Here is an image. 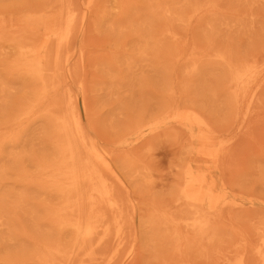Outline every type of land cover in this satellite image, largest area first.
I'll use <instances>...</instances> for the list:
<instances>
[{
	"label": "rangeland",
	"instance_id": "obj_1",
	"mask_svg": "<svg viewBox=\"0 0 264 264\" xmlns=\"http://www.w3.org/2000/svg\"><path fill=\"white\" fill-rule=\"evenodd\" d=\"M22 1H25V3H27L26 1L30 2L31 0H0V11H1L0 12V29H1L0 33L3 34V35L0 34V36H1L0 37V42H1L0 43V46H1L0 47V56L5 55L4 56L5 59H3V56H1L0 63H1L2 59L7 63L8 58H10V60L8 59L9 62H11V60H12V63H10V64L16 63V62H13L15 60L16 53L14 55L11 53L12 52L11 46L8 44L22 43L24 38H22V36H20V34H23V35L27 34V32L29 31L28 27H30L29 25H31V26L34 25L33 24L34 19H32L30 17H33L32 15L38 16L39 13H43V10L46 9L45 8L46 6H43L44 8L36 7L38 9V10H36V8H34L33 4H34V1L36 4H37V2H36V0H34V1L32 0L31 1V2H33L32 5L27 3L29 5V7L31 6L29 8L30 9V15H29V13H28L29 10L24 11L28 8V6L27 5L25 6V4ZM42 1L39 0V2H42ZM45 1H49V0H45ZM45 1H43V2L47 4V2H45ZM128 1H130V0H128ZM136 1L133 0V2H135L134 4L137 5L136 7H138L141 3H139L140 0L137 1L138 3ZM214 1L216 4L214 6V11H215L214 18L216 19V21L214 18L211 20H208L209 18H207V19H196V17L194 15H189L188 17L191 18L192 20L189 21V19H188L187 21H183V24H180L179 22L174 21L173 26L175 29H178V31H177L178 33H177L176 39L168 37L164 41V43H166L167 51L169 50L167 52L168 57H169V60H168L169 62H166L169 64H167L168 67H166L164 73H163V71L154 69L152 67V65L150 64L149 57L146 54V51L143 50V40L137 36L135 29H132V28H134V25L136 24V22L132 21V23L130 25L128 22H126V21L122 22L120 19H118V17H119V14H117L118 8L116 7V2L114 0H110L107 3V4H109V10L112 13V17L109 18V16H105L104 20H106V18H109L108 19L109 21L107 20L106 22L101 23L100 25L98 24L96 27L94 11L88 12L86 14V19L82 23V26L80 23V25H79L80 27H77L78 28L77 33L81 29L80 30L81 35H80V37H78V39H76L75 42H73L74 43L73 48L71 47V50L68 48L70 51H68V49H66L65 54H64V52L61 53L62 55H64L63 57H61V58H63L62 59L63 61H61V62H64L65 64L67 63L70 65V63L72 64L74 60L76 61L75 63H77L79 60V59H75V57L78 58L77 55L80 58L79 64H82V67H81V70L78 72L81 73V78L78 77V76H80V74H78L77 78H78V80H79V78L80 79L84 78V80H83L84 82L83 81H81V82H83L84 85L86 86L85 87L86 88V100H87L88 108L91 111V113L94 112V115H95L96 110H97V112L99 110L98 115L100 117L98 116V118H100V119L97 118V114L95 115V118H94V115L91 116V119L92 120L94 119L93 124H95L94 125L95 130H93L94 135H95L94 138L100 141V145L111 147V146H113L112 144H110L109 142H105L104 140L102 141L101 138L99 139L98 137L100 136V137H102V139L103 138L105 139V138H107L106 135L109 136L110 133H111V135L113 134L114 137H116L115 135H117V134L118 135L123 134V140L126 142V143H124L125 146L129 147V151H131V156L136 158V161L134 163V165L136 164V169H134L133 171L132 170L128 171V174L124 178H121V184L124 187V189L127 190V192L124 195H120L121 197L119 195H117V196H118V199L121 200L120 201L121 204L124 203V205H125V203H126L125 208L123 207L124 209H126L125 210L126 212L123 209L122 214H123V217H125L124 219L126 220V224L128 225V229H127L128 230L127 233L129 234L128 239H132L134 236H136L137 245L142 248V249L140 248V250L144 251V249H145V252L147 253V257L149 256L150 253L154 252V249L151 247L150 243L146 244V240H144L145 241V243H144V241L142 239H143V237H145V235H144V232H142L141 230L142 229L147 230L148 226L152 225V223H150V221L148 220L149 216H151L152 214L153 215L158 214V215L168 216L171 212L176 211V213L178 215L176 213H175V215L182 216L185 218V221L183 223L189 224L191 222V219H190L191 213H190V211H188V209H190L188 203H186V201H184V199L182 198V202H183L182 205L177 206V204H178L177 200H176L177 195H174L175 193L173 194V192H175V188L177 185V178L178 179L180 178V172L182 170L183 165H185L187 159L189 160L188 163L191 164L193 167H195L199 171L204 172L206 174H211L213 176V178L215 179L214 190L216 192H219L221 194L220 195L221 197L218 200V204L213 211H210L209 204L208 205L206 204L207 205L206 206L207 212L205 213V216H206V218L210 219L209 226L212 229V231L213 232L216 231V232H214V236H213L214 238H212V241H210V244L208 245V250H207V248H205L204 252L202 254H198L197 252H195L196 255L190 251V252L183 254L181 259L177 254L174 255V252H173V254H171V251H165L164 253L161 251H155L154 255L152 254L151 256H149L148 262L146 264H157V263L159 264V262H160V264H176V263L177 264H187L186 261H189V260L194 264H197V263L200 264L201 262H203V264H204V263H206V261L210 262V264H228V263L229 264H237L241 259H243L245 264H247V263L248 264H251V263H253V264H264V107L262 106L264 103V93H257V94H260V95L263 94V95H262V97L259 95H256V98L254 100V101H256V103L253 101L256 104V105L254 104L255 108H257L256 106L258 104V109L260 110V112H259L260 114L257 112L259 110L251 108L249 114L243 118L242 117L243 116V110H244L243 106L245 105V102H246V101H243V99H244L243 98V99H241V102H242L241 107L242 108L239 109V114L237 115V117L234 120L231 118L232 116L230 117V119L232 121H234V123L232 124L233 126H230L231 128H229V129L227 128L226 132L221 131V128H222L221 125L222 124L223 125L225 124L226 127L227 126L229 127V125L231 124V122H230V124L227 125V121L229 120V117H227V116L231 115V114L228 115V111H230L229 110V103H228V102H230L229 101L230 100L229 93L236 89V84H233L228 80L227 74H230V73H228L226 71L227 72V74H226L224 72V70L221 69L220 66L217 64V61L221 60L226 55H227V57L229 56L230 58L233 57V60L235 59L237 62V60L239 58V57L237 58V56H239V53H240V55H243V53L245 55L246 54L245 52H247V50H250V49L253 50L257 45L259 46L258 43H261V41L263 40L262 46L260 45L261 47H257L258 50L256 48L254 49L257 52L256 51L250 52V54H249L250 56L246 54L247 58H248V56L250 58H248V59L244 58V61H243V57H241L242 59L239 58L238 63H240V62L247 63V61H248L247 65H253V64L260 65V66L262 65V67H261L262 70H260V72L256 75V78L251 81V84L252 85H258L257 87L256 86L254 87V91L264 92L263 91L264 87L262 85V84H264V74H263V72H264V57L262 58V56H264V49H263L264 48L263 47V45H264V0H225V1L214 0ZM219 1L222 2V4H221L222 8L220 7ZM18 2H20V5H21V3H23V6H25L26 9H24L25 7L23 8V6H20ZM43 2H42V4H43ZM17 3L23 9H21L17 5ZM12 4L13 5L16 4V5L12 7ZM40 4H39V6H40ZM178 5H181V3L177 4V6ZM231 8H233V11L231 10ZM13 9H16V10L18 9V10H17V12L15 10V13H13L14 12ZM32 9H34L36 12H33ZM6 11L7 12L10 11V13H4ZM11 11H12V13H11ZM18 11H19V13H18ZM21 11H24V12H21ZM39 11H42V12H39ZM137 12L141 13V11H137ZM175 13H177L176 14L177 16L184 17V13L182 12V10H175ZM185 15H188V14L185 13ZM211 18H212V16H211ZM1 19H3V20L1 21ZM117 19H118V21H117ZM12 22L14 23L13 26H11ZM9 23H10L11 27H9ZM16 23H17V25L15 26ZM193 25H194L195 29H194V27H192ZM8 27H9V29H8L9 31L6 30ZM84 27H85V29H84ZM11 28H13L12 31L10 30ZM20 28H22V30H20ZM25 28H26V30H23ZM209 28H213L217 32L215 34L213 33V35H212L213 37L212 36H203L202 34L204 33V31L206 29H209ZM2 29L4 30L3 33H2V31H3ZM193 29L196 31L198 30V32H196V36L201 37V39H197V41L203 40V42H206L208 44L207 45L206 43L202 42L204 45L205 44L207 45V46L202 45L203 49L199 48L201 46V45L199 46L200 41L198 42L199 43L197 45L198 47L196 46V44H195L196 41L194 42V40H196L195 38H197V37L194 36L195 37L194 38L192 36V34H190V33H192L191 31ZM15 30H17V31L19 30V31L17 32ZM6 31L12 32L11 35H10V33L5 34ZM13 31H15L14 35H19V36H15L17 40H15V38H12V37H14ZM179 31L181 34L179 33ZM220 32L222 34H220ZM17 33H19V34H17ZM4 34L6 35L7 39L10 38V41L9 40H7L8 42L6 41V37ZM82 34H84V37L82 36ZM216 34H219V35H217V37H216ZM252 34H253V36H252ZM7 35H10V37ZM186 35H187V37H186ZM126 36H128V37H126ZM133 36H134V38H133ZM184 36H185V38H184ZM219 36H221V37H219ZM4 37H5L4 40L6 41L7 44L6 45L4 44V47H3L4 51H3L2 44L4 42V40H3ZM82 37L84 39V42H82L83 41ZM191 37H193V40ZM239 37L244 38V39H242V44L240 42L241 40H239ZM127 38L129 40H127ZM217 38H221L220 40L224 44L221 43L220 41L219 42L223 45V48H224V46H227V45H229V43L233 42V44H230V45H233L234 47L240 46L239 51H238V48H233V46H227V47H225V49L222 50L221 49L222 47L219 48V46H221V45H219V42L217 45H216L217 41H216V43L213 42V40H215ZM228 38H230L231 40L229 39V41H228ZM255 38H256V40H255ZM11 39H12V41H11ZM122 39H123V41L126 39V41H124V42H126V45H125V43L124 44L122 43L123 41H120ZM252 39L255 41H252ZM188 40L190 43L188 42ZM257 40H259L258 43L256 42ZM24 42L26 43L27 40L24 39ZM187 44H188V49L186 48ZM209 44H210V46H209ZM253 44H256V45L254 46ZM116 45H117V47H116ZM120 45L123 48L122 47L119 48ZM213 45H215V47L218 46V48L221 50H218V48H216L217 51L214 50L215 48L213 47ZM209 47H211V49L214 51L209 52L208 51L210 49ZM231 47L233 49H231ZM206 48H209V49L207 50ZM260 48L263 50H261ZM81 49H82V51H83V49L86 50V53L85 54L83 53L85 55L84 60H83L84 55L82 54ZM226 49H228L229 52H228V50L226 51ZM206 50L210 54L207 53ZM232 50L234 51V53L233 52L230 53V51H232ZM113 51L116 53V55ZM117 51H118V53H117ZM185 51L188 53H185ZM235 51L237 54L235 53ZM4 52H5V54H4ZM8 52H10L9 53L10 57L7 56ZM77 52L79 54H77ZM192 52H194V53H192ZM220 52H222V53H220ZM225 52H227V53H225ZM260 52L263 54L262 55L259 54ZM1 53H3V54H1ZM6 53H7V55H6ZM251 53L254 55H255V53H257L258 54V55L256 54L257 57L261 56V59H260L261 62L258 61L259 59L257 57H254V55H252ZM113 56H115V57H113ZM170 56H172V58ZM234 56H236V57H234ZM244 57H246V56H244ZM207 58H208V60H205ZM249 59H250V61H249ZM3 60H2V63L4 62ZM203 60H204L205 64L203 63ZM207 61H208V63H207ZM2 63L0 65H2ZM6 63H4L5 66L9 65ZM113 63L116 64V66ZM197 63L200 64L198 67L196 66V65H198ZM2 66H4V65H2ZM178 66H180V68H178ZM193 67H195V68L197 67V71L193 70ZM0 68H1L0 69V102H1V104H0V116L2 117V118L0 117V119L2 121V119H5V117L7 118V116H5V114L9 115L10 111L14 109V113L16 115L15 114L12 115L13 113L11 112L10 115L13 116V119L10 118L12 116H9L10 122L6 121L8 123L7 124L8 128L7 127L6 128L8 130H11V131L14 128L15 130L13 129L14 130L13 132H18L21 130L20 133L18 132L19 134L11 133V136L13 138L11 139V136H10V138L7 139L9 137L10 133L8 132V130H6L9 134L5 131L6 135L4 136L5 133L3 134V130H2L3 128H5L3 126L6 124V122H2L4 124H2L0 122L2 124V126H0V128H1L0 130H2V131H0V132L3 135L2 136L0 134V139H5L3 144L7 141V145L4 144L2 146L3 147L2 157L0 156V166L3 167V169H4V171L2 169H0V172L3 171L2 174L4 173V175L0 174V176L4 179L6 178L7 182L4 181V179H3V181L5 183L1 182L2 178L0 177V182H1L0 184H2L0 191H2V188H3V190H4V191H2L3 193L9 192V191L16 192V193L13 192L14 194H17L16 196L10 194V196H12V197H10L8 195L5 198H7V200L10 198L9 199L10 201L8 200L10 203H11L12 199L14 198L13 204L16 205V209H15L16 213L17 214L19 213L21 218L19 215H17V216L15 215V216L18 220L22 219L19 222H21L22 225L26 229L29 228L28 232L31 230L34 231V233L37 235L36 236L37 239H41L45 235V238H49V237L53 236L52 238H49V239L53 240L56 237V235H55L54 230L50 226V222H48L49 218L46 216V209L45 208L49 204L48 202L51 200V198L54 200H55V198L50 197V196H49L50 198H47L48 195H44L41 193H39V195H38V193H37V195L41 198V200L38 199V201L39 200L40 201L37 202V200H36L37 195H34V194H36V192H32L33 191L32 188L27 187L28 185H26L25 183L21 184V182L18 181V180H21L22 177H25V176H21V172H19V171H22V169H25L23 171H28V169H26V168H28V166H29V170L32 168L35 169L33 162H31L27 158L30 155V152H27V151H29L31 149L30 150L31 154L32 153L35 154L37 149H38L37 153L41 152L44 149L45 142L43 141L44 140L43 137H45L47 127L45 126L46 124L42 121L41 115L43 113L42 108H45V107L39 106L38 108H36V114L31 115V114L27 113V114H22L24 116L26 115L25 118H24V116L22 117V115H20V117H18L19 116L18 113H20V112H18L20 109L19 103L25 99L24 95H26V91L28 90L27 89L28 87H27V85H25L26 82L23 79V77L20 78L21 74L18 71H15V65L6 66L7 69L5 67L3 68L4 70L6 69V72L8 71V73L3 72V69L1 66H0ZM77 68L80 69L78 66H77ZM9 69H10V71H9ZM178 71H179V73L177 74ZM193 71H194V73H191ZM222 72L224 73L225 76L223 75ZM190 74H191V77H190ZM6 75H8V76H6ZM193 75H194V77H193ZM221 76H222V78H221ZM100 77H101V79H100ZM15 78H16V81H19V82H16ZM189 78H191V79H189ZM225 78H227V80ZM178 79L182 80V82L179 81ZM223 79H225V80H223ZM177 80L179 81V84H176V82H178ZM21 82H22V84H21ZM23 83L26 86V88H24L25 86L23 85ZM94 83L97 86L95 85V87H93ZM172 84L174 85V87ZM259 84H261V86ZM77 85H79V84H77ZM178 85H179V87H178ZM75 87L79 88V86H76V85H75ZM103 87H104V89H102ZM216 87H217V90H216ZM229 87L230 88L233 87V88L229 89ZM260 87L262 90L260 89ZM218 88H219V90H218ZM22 89H24V90L27 89V90L24 91ZM191 89L193 91H191ZM226 89H228L229 93ZM181 90H183V92ZM189 90L191 92H193V93H191V95H190ZM220 91L222 92V94L220 93ZM21 92H23L24 94ZM161 92H163V93H161ZM177 92H179V93L181 92L184 95L182 96L181 93L179 94ZM184 92L185 93L187 92L186 94H188V95H186ZM18 93H21V95L24 96V97L22 96L24 99L21 98V95L19 96ZM166 94H168V95H166ZM179 95H181V96H179ZM15 96H16V98H15ZM257 96L260 97V100L258 99ZM11 97H14V98H11ZM193 97H195L197 99H195ZM17 98H18V101H19V98L22 101H19V103H18ZM10 99H12V100H10ZM165 99L167 101L169 100L168 101L169 105L167 104V101H165ZM170 99L172 102L170 101ZM109 100L112 103H110ZM12 101L14 103L17 102V104L15 103L13 105ZM260 101H263L262 105H259ZM111 104H114V105L112 106ZM146 104L147 105L149 104L148 108H147L148 110L144 108V107H147ZM110 106H112V108H110ZM260 106H261V108L262 107L263 108L260 109ZM124 107L126 108L125 110H124ZM252 107H253V105H252ZM1 109H2V111H1ZM8 109H10V110H8ZM200 109H201V111H200ZM138 110H139V112H138ZM202 110H203V112H202ZM255 110H256V113L254 112ZM15 111H17V113ZM39 111H41L42 113ZM100 111H102L103 114L100 113ZM184 111L196 113V114L202 116L204 119H205L204 116L207 117L209 115V113H211V116L209 115L210 118L208 116V118H206L205 120L208 121L210 119L207 127H209V129H210V131H211L210 135L213 136V139H211L212 140L211 143H209L208 148L205 150L212 152L217 157L220 156L221 162L216 164L213 162V158H210V157L205 158V156L200 155L196 152L193 154H189V155L187 154V150L188 151L189 150L190 151L196 150L197 148L200 147V144L196 140H193L191 137H189L186 134V131H184V128L179 127V124L174 119V116H173L174 113H177V112L182 113ZM5 112H7V113H5ZM162 112H163V114H161ZM3 113H5V114H3ZM139 113H143L144 120H143L142 126H140L138 129H135L136 127L133 126L135 123V115L139 114ZM206 113H208V114H206ZM253 113L256 116L253 115L254 118H253V120L251 119L252 122L255 120H256V123L258 122L257 126L255 125L256 123L253 122L254 123L253 125H255V129H256V131L254 129L255 132L251 131L252 129L249 128V127L253 126L251 121H248V123L246 121L244 124V121L246 120V118L248 117V119H250L249 117H251V115ZM38 114L40 115V118H39ZM126 114H128V115H126ZM34 115L35 116L37 115L36 116L37 119L35 118ZM152 115L153 116L156 115V116L153 117ZM33 116H34V118L32 119ZM131 116H132V118L130 120ZM257 116H258V118H257ZM26 117L29 120H25ZM150 117H151V119H150ZM16 118H18V119H16ZM23 118H24V120H23ZM96 118L99 120V122L97 121ZM224 118H225V120H224ZM226 118L228 120H226ZM11 119L12 120L16 119L17 121L20 119L19 120L20 122L18 121L17 123H15V120L11 122ZM127 119L130 120V122L128 121L130 123V124L128 123L129 124L128 126H126L127 125L126 124ZM257 119H259V120H257ZM22 120L24 122H22ZM103 120H105V122ZM231 120H229V121H231ZM95 121H97V122H95ZM156 121H157V123L162 122L161 123L162 125L161 124L157 125V123H155L154 125H157L155 127L151 122H156ZM229 121H228V123H229ZM249 122H250V124H249ZM11 123H15V124H17V126L15 124H13V125H11V128H12L11 129V128H9L10 127L9 124H11ZM211 123H213V124H211ZM219 124H221V125H219ZM23 125H25V126H23ZM210 125H214V127L216 125L217 126H216V128H214V127H211ZM242 125H244L243 126L244 128L242 127ZM129 126H130V128H129ZM218 126H220V127H218ZM17 127L18 128L20 127L21 129L19 130ZM115 127L117 129L120 128V130L117 134L114 133ZM22 128H24L25 130L23 131ZM164 128H166L168 130V131H166V129H165V132H163V134H164L163 136L165 139H163L162 136H158V132H161L160 130H163ZM217 128H218V130L214 131V129H217ZM247 128H249L248 130H250L251 133H250V131L247 130ZM17 129H18V131H16ZM125 130H127V132ZM223 130H225V128ZM95 131L97 133H95ZM239 131H241V132H239ZM242 131H244V132H242ZM247 131L250 134H248ZM169 132H171L172 134ZM218 132H220V133H218ZM246 132H247V134H246ZM240 133H241V135H240ZM14 134H17L20 136V137H17V135L15 136L19 140L14 137ZM20 134H22V135H20ZM27 134L29 136H27ZM96 134H98L99 136ZM239 135H240V138H241V136L245 138L246 137L245 135H250V136H247L245 139H242L241 142L238 143L239 145L236 146L237 148H235L234 145L238 141L236 138H238ZM150 136H152V137L154 136L155 138H151ZM14 139H17V140H14ZM109 139H110V137H109ZM111 139H113V138L111 137ZM150 139H155V140L152 141ZM8 140H10V141H8ZM40 140H42V142ZM107 141H109V140H107ZM143 141H145V142H143ZM233 141H234V143H233ZM152 142H154V143H152ZM155 142H156V144H155ZM187 142H188V144H187ZM185 144L187 146L186 148H184V146H183ZM231 144L233 146V149L229 148V146ZM28 146H30V147H28ZM131 147L134 148L133 149L134 151L132 150ZM188 147H190V148H188ZM225 147H226V149H225ZM227 147H228V149H227ZM171 148H172V150H171ZM234 148H235V150H237L236 153L235 152L233 153V154H236V156L233 154L231 156L232 157L234 156L235 159L237 158V160H234L235 162L233 161L234 157L232 158V160L229 158V157H231L229 155L231 152H233L232 150H234ZM229 149L231 150V152H228L229 153V155H228L227 151H229ZM135 151H137V153ZM23 153L24 154L26 153V154L24 155ZM226 153H227V155H226ZM20 156H21V159H20ZM140 156H141V158H140ZM227 156H229V157H227ZM22 157L26 161H24V160L22 161ZM227 158L230 159V161H232V163L234 162L233 164H231L230 162H228V163L231 164V165H229L230 169L232 168L234 170V168H235L234 171L232 169H231V171L235 172V174H237V175H233L234 173L229 171V169H228L229 172L225 171V169L229 168L228 164H227V161H228ZM21 162H24V164H23L24 166L21 164ZM26 162H27V165L25 167ZM236 162H238V163L236 164ZM17 164L19 166H17ZM224 164H225V166L223 167ZM226 166H227V168H226ZM17 167H20V169L19 168H18L19 170L15 169ZM21 167H23V168H21ZM236 167H237V169H236ZM8 169H10V170L15 169L16 170V171H14L15 174H13V171L10 173L9 172L10 170H8ZM5 170L6 171L8 170V171L6 172ZM32 170H30V172ZM223 171H225L226 173L227 172L230 173L229 177H230V175L235 176L234 178H233V176L230 177V178H233L234 181L231 180L232 182L230 181V183H228L229 180L224 179V177L227 178L228 173L225 174V173H223ZM17 172L19 173V175L21 177V178L19 177L20 179H18V177H17V174H18ZM175 172H176V174H175ZM238 173H240V175H238ZM10 174H12V175H10ZM224 174H225V176H224ZM15 177H16V183H15L16 185L13 183V182H15V181H13V179H15ZM229 177H228V179H229ZM236 178H237V183L235 181ZM24 179L22 180L23 182H24ZM25 181L27 183V180H25ZM225 181H226L227 185L225 184ZM231 183H235V185L234 184L232 185ZM228 184L230 187L228 186ZM11 187L14 190H10ZM25 187L28 189H25ZM130 187L133 188V192H131L132 189ZM240 187H241V190H238ZM5 188H7V190ZM18 188H19V190H18ZM134 191H135V193H134ZM150 191L151 192L153 191V193H151ZM241 191H243V192H241ZM21 192L22 193L26 192V194L28 195V197L30 199H32V197H33V196H31L32 193H34L33 195L35 196L36 199L33 201L28 199V202H26L27 201V200H25L26 198L23 197L24 200L22 201L21 197L25 196V195H19V194H21ZM136 192L138 193V195L136 194ZM141 192H143L142 195L147 192L146 194H144L145 200H143V201H141V200L139 201V199L143 198L141 195H140L141 197L139 198V193L141 194ZM134 194L137 195L138 197L137 196L135 197ZM153 194H154V196H153ZM159 195H160V197H159ZM162 195H163V199L161 197ZM122 196H125L124 200L127 202H125L124 200H123L124 202H122V199H121V198H123ZM156 196H157L158 200H155L154 197H156ZM126 197H128V198H126ZM146 198H148V199H146ZM17 199H20V202H18L19 200H17ZM136 199L139 202H137ZM160 199H162V200H160ZM29 200L32 201V204ZM148 200H150V201H148ZM24 201H25V205H24ZM165 201H166V203H165ZM16 202L20 203V205ZM21 202H23V204H21ZM51 202L53 203L54 201L51 200ZM28 203H29V205H28ZM41 203H43V205ZM30 205H31V207L29 208ZM44 205H46V206L44 207ZM174 205H176L177 209H175ZM144 207H146V208H144ZM241 207H242V210H241ZM246 207H247L246 211L250 215H248L247 212L245 211ZM43 209L45 211H43ZM224 209H225L226 213L224 211H222ZM235 209H236V211H235ZM133 210H134L135 214H133V212H132ZM233 210H234V212L237 213V215H236L237 217L234 216L235 218L233 217V214H235L233 212ZM39 212H40V214H39ZM140 212L142 213V215H140L138 217L137 215H138V213L140 214ZM239 212H240V215H239ZM2 213L3 214L0 213V246H1L0 247V256L1 257L5 256V257H3V259L5 258L6 261H4L2 259L0 261L2 263H0V264H9L7 261H9L10 264H12L11 261H13V262L16 261L17 257H19V259H20V256H23L24 253L27 256L30 252H32V251H30L32 249V247H33V249H35L34 248L35 246L33 244H31L32 241H29V239L24 238V237L19 238V240L17 239L19 241V242L17 241V243H19L20 245L17 243L14 244L13 242H15L16 240L13 241L14 238H13V240L8 238L10 232H9V229L7 228L6 224L4 223L6 217H8V214L6 216L5 215L6 213H4V212H2ZM126 214H128V215H126ZM132 214H133V217H132ZM221 214H223L225 216H223V215L221 216ZM42 215L43 216L45 215L47 218L44 219L45 216L42 218ZM128 217H129V220H128ZM225 217H227V218H225ZM220 218L225 222L224 224L222 223L223 221ZM40 219H43L42 220V221H44L43 224H41L42 221ZM239 220L241 221L240 222L241 224L238 223ZM244 221L246 223H249V224H247L249 226L242 228L245 224ZM25 222H27V224ZM216 222L219 223L218 230L216 228V225H218V224H216ZM30 224L31 225L33 224V225L30 226ZM234 224H235V226H234ZM26 225H27V227H26ZM160 225L162 226L164 224L162 223ZM34 226H35V228H34ZM228 226H230V227H228ZM214 227L216 228V230H214L215 229ZM6 229H8V230H6ZM138 229H139V231H138ZM225 229H227V230H225ZM244 229L246 231L248 229L249 231H247V232H250L253 236H251L250 233H248L249 234L248 235ZM251 229L254 232L253 231L251 232ZM7 231L9 233H6ZM130 231L132 232V234ZM136 231H137V233H136ZM233 234L235 237L232 236ZM253 237L255 239H253ZM25 239H26V241H25ZM24 241H25V243H24ZM27 241L30 242V245L28 244L29 242H27ZM248 243H250L249 246H248ZM11 246H12V248H11ZM125 246H123V247H125ZM108 249L109 248L103 250V252L100 253V254H102V256L99 254V252L101 250L99 252L95 253L92 256L93 258H94V256L96 257V254H99L96 257L97 260H96V258H94V260H96V261H94L92 258V260L90 259L91 261H89V260H88L89 262L87 261L88 263H85L86 261H82L80 263L78 262L77 264H113L112 262H114L115 257H113L112 252L109 251V253H106V255L104 254V252L107 251ZM9 250H10V252H9L10 254L8 253ZM20 251L23 252V253L21 252L22 255L19 253V254H17V257L15 258V260H11V261L9 260L10 258H13L16 256L15 255L16 252L18 253ZM195 251H198V250H195ZM103 254H104V256H103ZM18 255H20V256H18ZM212 255H213V257H212ZM26 256H24V258ZM158 256H159V259H158ZM190 256H191V258H190ZM1 257H0V259H1ZM7 257H9V259H7ZM107 257H108V259H107ZM162 257H163V259H161ZM164 257H165V259H164ZM29 258H33V255H31V257H29ZM123 259L124 258H122V260L119 264H127V262H124ZM155 259H157V260H155ZM17 260H18V258H17ZM26 260H28V259H26ZM171 260H172V262H171ZM194 260H198V261L195 262ZM18 261L14 262L13 264H25V263L30 264L33 261H34L33 262L34 264H38V263H36L35 259H32V260L30 259V261L28 260L29 262L28 261L26 262L22 258V261H23L22 263L20 262L21 260L19 262ZM212 261L214 263H212ZM4 262H7V263H4Z\"/></svg>",
	"mask_w": 264,
	"mask_h": 264
},
{
	"label": "bare ground",
	"instance_id": "obj_2",
	"mask_svg": "<svg viewBox=\"0 0 264 264\" xmlns=\"http://www.w3.org/2000/svg\"><path fill=\"white\" fill-rule=\"evenodd\" d=\"M31 1L30 2L26 1V2L32 5L33 2H31ZM40 1H42V0H40ZM43 1H45V0H43ZM109 1L110 0H49V1H45V2H47V4L44 2L42 4V2H39V0H36L37 4L38 3L39 4L41 3V4L39 6V4L37 5L34 1V4H33L34 8H36V7L44 8L43 6H46L45 7L46 9L43 10V13H39L38 16L32 15L33 17H30V18L34 19V22H33L34 25H32V26L29 25L30 26V27H28L29 33L27 32V34H25V35L20 34V36H22V38L26 39L27 42L25 43L24 39H23L22 43L8 44L11 46V50H12L11 53L13 55L16 53L15 60L13 61L16 63L10 64V63H12V60H11V62L8 61V59L10 60V58H8V59L6 58L7 59V63H6L3 60V59H5V57H4L5 55H1V56H3L2 60L4 61L2 63V60H1L2 65H4V66L0 65L2 67V69L4 67L6 68V66H9V65H12V66L15 65V71H18L21 74L20 78L23 77V79L26 82L25 85H27V87H28L27 88L28 90L25 89V90H27L26 95H24L25 97L23 95H21V93H23L25 91L24 89H22V90H24L23 92L18 93L19 96L21 95V98H23V97L25 98V99L23 98L24 99L23 101L20 100V98H19V101H22L20 103H19L18 98H17V101L20 104V109H19V111L18 110L17 111L21 113V114L18 113L19 114L18 117H20V115H22V114H27V113H29L31 115L36 114V108H38L39 106L45 107V108H42L43 113L41 111H39L42 113V115H41L42 121L46 124L45 126L47 127L45 137H43L44 138L43 141L45 142L44 149L39 153H37V151H38V149H37L35 154H33V153L31 154V151H30L31 149L29 151H27V152H30V155L27 158L31 162H33V164H34L35 169L32 168L34 171L32 169H30L33 172L32 171L30 172L29 166H28V168H26V169H28V171H23L25 169H22V171H19V172H21V176H25V177H22L21 180H18L21 177H20L19 173L17 172L18 173L17 174V177H18L17 180L19 182H21V184L25 183L26 185H28L27 187L32 188L33 189L32 192H36V194L32 193L31 196L34 197V198L32 197V199H30L28 197L26 192H23V193L21 192V194H19V195H25V196H22L21 199L23 201L24 200L23 197L26 198L25 199V200H27L26 202H28V199H30L32 201L35 200L36 198L34 195H37V193H38V195H39V193L44 194V195H48L47 198L53 197L56 200L55 201L54 199L51 198V200L54 202L52 203L50 200L49 202L47 201L49 204L46 202L48 204V205L46 204L47 206L44 205V207L46 206V208H45L46 209V216L49 218L48 222H50V226L54 230L56 237L53 240H51L49 238H52L53 236L49 237V238H45V235H44L43 238L40 237L41 239H37L36 238L37 235L34 233V231L31 230L28 232L29 228L26 229L22 225V223L19 222L22 219L18 220L16 218V216L17 215L20 216V214L16 213V210H15L16 205L13 204L14 198L12 199L11 203L9 202L10 201L9 197H8L9 201L7 200V198H5L8 195L10 196V194L16 196L17 194H14L16 192L13 191L14 192L13 193L12 191H9V192L3 193L2 191H4V190L2 188V191H0V202H1L0 203V213L3 214L2 212H4V213H6L5 214L6 216L8 214V217H6L4 223L6 224L7 228L9 229V232H10L9 233L7 231L6 233H9V237L7 236L8 234L6 236L12 240L14 238L13 241L16 240L15 242H13L14 244L17 243L19 238H23V237L27 238V239H29V241H32L31 244H33L35 246L34 247L35 249H33V247H32L33 250L32 249L30 250L32 252H30L27 256L25 253H24L25 255L23 254V256L18 255V256H20V259H19V257H17V254H19V253L21 254L22 251H20L18 253L16 252V254L14 253L16 256L15 257L12 256L13 258L9 259V257H7V259H9L10 261L15 260V258L17 257L19 261L21 260L20 261L21 263L23 262L22 258L26 262L28 260L30 261V259L31 260L35 259L36 263H38V264H77L78 262L80 263L82 261H86L85 263H88L89 261L92 260V258H93L92 256L95 253H97L101 250L99 252V254H100L103 252V250L109 248L110 250L108 249L107 250L108 252L105 251L104 254L106 255V253H109V251L112 252L113 257H115L114 262H112L113 264H119L121 262L122 258H124L123 261L127 262V264H146L148 262L149 256H151L152 254L154 255L155 251H161L163 253L165 251H171V254H173V252H174V255L177 254L180 257V259L182 258L183 254L190 252V251L193 254H195V252H197L198 254H202L204 252L205 248H207V250H208V245L210 244V241H212V238H214L213 237L214 232H216V231L213 232L209 226L210 219L206 218V216H205V213L207 212L206 206L209 204L210 211H213L218 204V200L220 199L221 194L214 190L215 179L213 178V176L211 174H206L204 172L199 171L198 169L193 167L191 164H189L188 163L189 160L187 159L185 165H183L182 170L180 172V178L179 179L177 178V185L175 188V192H173V194L175 193L174 195H177V197H176V200L178 203L177 206L182 205V203H183L182 198L184 199V201H186V203H188V205L190 207V209H188V211H190V213H191V216H190L191 222L189 224L183 223L185 221V218L182 216H177L178 214L176 213V211L171 212L168 216H163V215H158V214H154V215L152 214L151 216H149L148 220L150 221V223H152V225L148 226L147 230H145V229L141 230L142 232H144V235H145V237H143L142 240L143 241L146 240V244L150 243L151 247L154 249V252L150 253L148 257H147V253L145 252V249H144V251L140 250L141 247H139L137 245L136 236H134L132 239H128V235H129L127 233L128 232V230H127L128 225L126 224V220L124 219L125 217H123V214H122L123 209L126 206V203H125V205H124V203H122L124 205L123 206L120 202L121 200L118 199L117 195H119V196L124 195L127 192V190L124 189V187L121 184V178H124L128 174V171H131V170L133 171L134 169H136V164L134 165L136 158L131 156V151H129V147L125 146L124 143H126V142L123 140V134L122 135L117 134L119 132L120 128L117 129L115 127L114 133L117 134V135H115L116 137H114L113 134L111 135V133H110L109 136L106 135L107 138L102 139V137H100L98 134H96L99 136L98 137L99 139L101 138L102 141L104 140L105 142H109L110 144H112L113 146H111V147L100 145V141L94 138L95 135H94L93 130H95L94 129L95 124H93L94 119L93 120L91 119V116L94 115V112L92 111L93 113H91V111L88 108V104H87V100H86V88H85L86 86L83 83L84 78L80 79L81 73L78 72L81 70V67H82V64H79L80 58L78 55H77L78 58L75 57V59H79L77 62L79 65L77 63H75L76 62L75 60L73 61L72 64L70 63V65L67 63L65 64L64 62H61V61H63L62 60L63 58H61V57L64 56L61 53L64 52V54H65V51L68 48L71 50V47L73 48V44H74L73 42H75L76 39H78V37H80V35H81L80 30L81 29L77 33V30H78L77 27H80L79 26L80 23L82 26V23L86 19V14L88 12L94 11L96 27L98 24L100 25L101 23L106 22L110 17H112V13L109 10V4H107ZM114 1L116 2V7L118 8V11H117V14H119L118 19H120L122 22L126 21L130 25H131L132 21L136 22V24L134 25V28H132V29H135L137 36L143 40V50L146 51V54L148 55L149 60H150V64L152 65V67L154 69L163 71V73L165 72L166 67H168L167 64H169V63H166V62H169L168 61L169 57L167 54V52L169 50L167 51L166 43H164V41L168 37L173 38V39L177 38L178 29L174 28V26H173L174 21L179 22L180 24H183V21H187L188 19H189V21H191L192 19L188 17L189 15H194L196 17V19H207V18H209L208 20H211L214 18V14H215L214 6L216 5L214 0H140L139 3H141V4L140 5L138 4L139 6L136 7L137 5L134 4L135 2H133V0H130V1H128V0H114ZM134 1H136V0H134ZM223 1H225V0H223ZM22 2L25 4V6L27 5L28 8L26 9V7L23 6V3H21V5H20V2H18L19 5L23 6V8L25 7L24 9H26V10H24V11L29 10L28 13L30 15V9L29 8L31 6L29 7V5L27 3H25V1H22ZM18 3H17V5H18ZM180 3H181V5L177 6V4H180ZM221 4H222V2H220V7H221ZM15 5L12 4V7ZM20 8L23 9L22 7H20ZM13 10H14L13 13H15L16 9H13ZM17 10H16V12H17ZM32 10H33V12H36L34 9H32ZM36 10H38V9L36 8ZM175 10H182V12L184 13V17L177 16L176 15L177 13H175ZM231 10L233 11V8H231ZM24 11H21V12H24ZM137 11H141V13H138ZM39 12H42V11H39ZM4 13H10V11L9 12L6 11ZM11 13H12V11H11ZM18 13H19V11H18ZM185 13H187L188 15H185ZM105 16H109V18H106V20H104ZM211 16H212V18H211ZM118 19H117V21H118ZM2 20L3 19H1V21ZM215 21H216V19H215ZM12 23H11V26L14 25V23L13 24ZM16 25H17V23L15 24V26ZM11 26L9 23V27H11ZM9 27L6 30H8ZM192 27H194V25ZM22 28H20V30H22ZM12 29L13 28H11L10 30L12 31ZM84 29H85V27H84ZM194 29H195V27H194ZM194 29L191 31L192 33H190V34H192L193 37L194 36L197 37L196 32H198V30L196 31ZM23 30H26V28ZM8 31H6L5 34L10 33V35H11L12 32H8ZM15 31H17V30H15ZM15 31H13V35H14ZM3 32H4V30L2 31V33ZM216 32L217 31L214 30L213 28H209V29H206L202 35L203 36H212L213 33L215 34ZM179 33H180V31H179ZM17 34H19V33H17ZM220 34H222V33L220 32ZM1 35H3V34H1ZM10 35H7V36L10 37ZM217 35H219V34H216V37H217ZM15 36H19V35H14V37H12V38H15V40H17ZM82 36L84 37V34H82ZM134 36H133V38H134ZM252 36H253V34H252ZM5 37H6V35H5ZM5 37L3 38V40L5 39ZM83 37H82V40H83L82 42H84ZM126 37H128V36H126ZM186 37H187V35H186ZM193 37H191L192 40H193ZM219 37H221V36H219ZM184 38H185V36H184ZM195 39L196 40H194V42L196 41L195 44L197 46L199 44L198 42L200 41V40L197 41V39H201V37H197ZM220 39L221 38H217V39L213 40V42L216 43V41H217V43H216V45H217L219 41L221 42ZM229 39L230 38H228V41H229ZM242 39H244V38L239 37V40H241L240 41L241 44H242ZM7 40L10 41V38L7 39V37H6V41ZM127 40H129V39L127 38ZM255 40H256V38H255ZM255 40L252 39V41H255ZM6 41L4 40V42L2 44V48L4 47V44L5 45L7 44ZM11 41H12V39H11ZM120 41H123V39ZM124 41H126V39ZM124 41L122 43L123 44L125 43V45H126V42H124ZM262 41H261V43H258L259 40L256 41L259 44V46L257 45L255 47L256 49H257V47L262 46ZM188 42H189V40H188ZM202 42H203V40L200 41L199 46L200 45L201 46L199 48H202L203 46L208 45L206 42H203V43H206L207 45L206 44L204 45ZM220 42H219V45H221V46H219V48L222 47L221 48L222 50L225 49V47H227V46H233V45H230V44H233V42H232V43H229V45L224 46V48H223V45L221 44L223 42H221V43ZM253 45L255 46L256 44H253ZM209 46H210V44H209ZM116 47H117V45H116ZM120 47H122V46L120 45L119 48ZM211 47H209L210 49L209 48H206V49L207 50L209 49L208 51L212 52V51L216 50V48H218V46L215 47V45H213V47L215 49L212 50ZM239 47L240 46H237V47L233 46V48H238V51L240 49ZM263 47H264V45H263ZM186 48L188 49V44H187ZM219 48H218V50H221ZM233 48L231 47V49H233ZM69 49H68V51H70ZM254 49L253 50L250 49V50H247V52H245V51L244 52L247 55H249L250 52L256 51ZM263 49H261V50H263ZM227 50L228 49H226V51ZM3 51H4V48H3ZM81 51H82V49H81ZM208 51H207V53H209ZM228 52H229V50H228ZM231 52L234 53L233 50L230 51V53ZM9 53L10 52H8V55L6 53V55L9 56ZM83 53L85 54L86 50L83 49L82 54ZM117 53H118V51H117ZM185 53H188V52L185 51ZM192 53H194V52H192ZM220 53H222V52H220ZM225 53H227V52H225ZM235 53H236V51H235ZM1 54H3V53H1ZM4 54H5V52H4ZM77 54H79V53L77 52ZM246 54L244 55V53H243V55H240V53H239V56H237V58L243 57V61H244V58H247ZM256 54L257 53H255V55L254 54H252V55H254V57H257ZM259 54L262 55L263 53L260 52ZM115 55H116V53H115ZM1 56H0V59H1ZM244 56H246V57H244ZM249 56H248V58H250ZM84 57H85V55L83 56V60H84ZM113 57H115V56H113ZM170 57L172 58V56H170ZM228 57L226 55L221 60L217 61V64L220 66L221 69L224 70V72L226 74H227V72L230 73V74H227L228 80L231 83L236 84V89L234 91H231L229 93L228 89H226L229 93V96H230V100H229L230 102L227 101L229 103V110H230V111H228V115L231 114L230 116H227V117H229V120H231L230 117L232 116L231 118L234 120L237 117V115L239 114V109L242 108L241 107L242 106L241 99H243V98H244L243 101H246L245 105L243 106L244 107L243 108L244 109L243 110V116H242L243 118L249 114L251 108L259 110L258 104L256 106L257 108L254 107L256 105L255 104L256 101H254V100L256 98V95H259L261 97L263 95V94L260 95L257 93H264V92L261 91L262 90L261 87H260L261 92L254 91V87L255 86L257 87L258 85H252L251 81L254 80L256 78V75L260 72V70H262L261 69L262 65L261 66L256 65V64L247 65L248 61H247V63L240 62V61H239L240 63H238L239 58L236 62L235 59L233 60V57H231V58L230 57L228 58ZM234 57H236V56H234ZM263 57L264 56H262V58ZM257 58L259 59L258 61L261 62V60H260L261 56L257 57ZM205 60H208V58ZM249 61H250V59H249ZM4 63L9 64V65L5 66ZM199 63H197L198 64V65H196L197 67L200 65ZM203 63H204V60H203ZM207 63H208V61H207ZM114 65L116 66V64H114ZM77 66L80 69H78ZM180 66H178V68H180ZM197 67L196 68L193 67V70L197 71ZM6 69L5 70L3 69V72H6ZM9 71H10V69H9ZM6 73H8V71ZM178 73H179V71L177 72V74ZM191 73H194V71ZM78 74H80V76H78ZM263 74H264V72H263ZM223 75H224V73H223ZM6 76H8V75H6ZM77 76L80 77L79 80H78ZM190 77H191V74H190ZM193 77H194V75H193ZM221 78H222V76H221ZM100 79H101V77H100ZM180 79H178V80L182 82V80H180ZM189 79H191V78H189ZM225 79L227 80V78H225ZM225 79H223V80H225ZM15 81H16V78H15ZM81 81H83V82H81ZM179 81L176 82V84H179ZM16 82H19V81H16ZM21 84H22V82H21ZM77 84H79V85H77ZM23 85H24V83H23ZM75 85L79 86V88H76ZM95 85L96 84L94 83L93 87H95ZM259 85L261 86V84H259ZM262 85L264 87V84H262ZM173 87H174V85H173ZM178 87H179V85H178ZM24 88H26V86ZM232 88L229 87V89H232ZM102 89H104V87ZM216 90H217V87H216ZM218 90H219V88H218ZM181 91L183 92V90H181ZM191 91H193V90L191 89ZM191 91L189 90L190 95H191V93H193ZM263 91H264V89H263ZM161 93H163V92H161ZM177 93H179V92H177ZM220 93L222 94L221 91H220ZM168 94H166V95H168ZM183 95L184 94H182V96ZM186 95H188V94H186ZM179 96H181V95H179ZM11 98H14V97H11ZM15 98H16V96H15ZM193 98H195V97H193ZM195 99H197V98H195ZM258 99L260 100V97H258ZM10 100H12V99H10ZM165 101H167V100L165 99ZM168 101H167V104H168ZM170 101H171V99H170ZM15 103L17 104V102H15ZM15 103L13 102L12 104L14 105ZM110 103H112V102L110 101ZM260 103H259V105H262L263 101H260ZM0 104H1V102H0ZM114 104H111V105L113 106ZM148 105H147V107H144V108L147 109ZM252 105H253V107H252ZM112 106H110V108H112ZM262 106L264 107V103ZM125 107H124V110L126 109ZM262 108L260 106V109H262ZM8 110H10V109H8ZM203 110H202V112H203ZM1 111H2V109H1ZM17 111H15V112L17 113ZM200 111H201V109H200ZM7 112H5V113H7ZM11 112L13 113L12 115L15 114L14 109L10 111V114H11ZM98 112H99V110H98ZM98 112H97V110L95 112V115L97 114V118L99 116ZM138 112H139V110H138ZM254 112L256 113V110ZM257 112L259 113L260 110ZM5 113H3V114H5ZM100 113L103 114L102 111H100ZM10 114L9 115L5 114V116H7V118L5 117V119H2V121L0 119V122L1 123L6 122V121L10 122V118L13 119V116ZM161 114H163V112ZM206 114H208V113H206ZM95 115H94V118H95ZM126 115H128V114H126ZM209 115L211 116V113H209ZM253 115L256 116L253 113L251 115V117H249L250 119H248V117L246 118V120L244 121V124L246 121H247V123H248V121H251L252 125L254 124L253 122L256 123V120L252 122V120L254 118ZM9 116H12V117L9 118ZM23 116L24 115H22V117ZM25 116H24V118H25ZM34 116L32 117V119L34 118ZM36 116H35V118H36ZM38 116L40 118L39 114H38ZM155 116H153V117H155ZM173 116H174L175 121H177V123L179 124V127H183L184 131H186V134L189 137H191L193 140H196L197 142H199V144H200V147L197 148L196 150H192V151L187 150L188 155L196 152L200 155L205 156V158L206 157L213 158V162L216 164L221 162L220 156L217 157L212 152L205 150L208 148L209 143H211V141H212L211 139H213V136L210 135L211 131H210L209 127H207L210 119L208 121L205 120L206 118H208V116L207 117L204 116L205 117V119H204L202 116H200L196 113H191V112H187V111H184L182 113H178V112L174 113ZM210 116H209V118H210ZM24 118H23V120H24ZM131 118H132V116L130 117V120H131ZM257 118H258V116H257ZM12 119H11V122L15 120V123H17L20 120L19 119L17 121L16 119H18V118L14 119V120H12ZM98 119H100V118H98ZM98 119H97V121L99 122ZM128 119H127V121L125 120L127 122V123L125 122L127 124L126 126H128L130 124L129 123L130 120H128ZM150 119H151V117H150ZM23 120H22V122H24ZM25 120H29V119H27V117H26ZM143 120H144L143 113L136 114L135 115V123H134V125L133 124L132 125L136 127L135 129H138L140 126H142ZM224 120H225V118H224ZM226 120H228V119L226 118ZM257 120H259V119H257ZM97 121H95V122H97ZM103 121L105 122V120H103ZM228 121H227V125H229L231 122L229 127L228 126L226 127L225 124L223 125L222 123H221L222 125L219 124L222 126L223 129L225 128V130H223L221 128V131L226 132L227 128L229 129V128H231L230 126H233L232 124L234 123V121L231 120V121H229V123H228ZM15 123L9 124L10 125L9 128H11V125H13ZM151 123L154 125L155 123H157V121L151 122ZM161 123L162 122L157 123V125H159ZM2 124H4V123H2ZM2 124L0 126H2ZM7 124L8 123L6 122V124H5L6 126L4 125L3 127L8 128ZM211 124H213V123H211ZM249 124H250V122H249ZM15 125L17 126V124H15ZM157 125H154V126L156 127ZM255 125L257 126L258 122ZM255 125H253L252 127H249L250 129H252L251 131H253V132L256 131ZM23 126H25V125H23ZM210 126L214 127V125H210ZM216 126L214 128H216ZM243 126L244 125H242V127ZM218 127H220V126H218ZM5 128L2 129L3 134L5 133L6 130H8L7 128L6 129ZM129 128H130V126H129ZM249 128H247V130ZM13 129H12V131L8 130L10 135L7 139L10 138L11 133L19 134L21 131L20 127L18 128L20 131H18V129L16 130L19 133L13 132L15 130V129L14 130ZM165 129L166 128H164L163 130H160L161 132H158V136H162L163 139H165L163 136L164 135L163 132H165ZM254 129H255V131H254ZM2 130H0V131H2ZM22 130L24 131L25 129L22 128ZM216 130H218V128L214 129V131H216ZM125 131L127 132V130H125ZM166 131H168V130L166 129ZM248 131H250V130H248ZM251 131H250V133H251ZM239 132H241V131H239ZM242 132H244V131H242ZM247 132H246V134H247ZM95 133H97V132L95 131ZM169 133H171V132H169ZM218 133H220V132H218ZM250 133L248 132V134H250ZM0 134H1V132H0ZM17 134H14V137ZM5 135H6V133L4 134V136ZM20 135H22V134H20ZM240 135H241V133H240ZM240 135L238 138H236L238 141L236 140L237 142L235 143V145L233 144L234 141L232 143L235 148H237L236 146L239 145L238 143H240L242 139H245L247 136H250V135H245L246 136L245 138L242 136L240 138ZM27 136H29V135L27 134ZM17 137H20V136L17 135ZM17 137H15V138H17ZM109 137H110V139H111V137L113 139L110 140ZM150 137L155 138L154 136L153 137L150 136ZM12 138L13 137L11 136V139ZM17 139H14V140H17ZM4 140L5 139H0V156L1 157H2V152H3L2 146L4 144L7 145V141L3 144ZM107 140H109V141H107ZM150 140L153 141L155 139H150ZM8 141H10V140H8ZM40 141L42 142V140H40ZM143 142H145V141H143ZM152 143H154V142H152ZM155 144H156V142H155ZM187 144H188V142H187ZM232 144L229 146L230 149H233ZM183 146H184V148L187 147L186 144ZM28 147H30V146H28ZM133 147H131L132 150L134 149ZM188 148H190V147H188ZM235 148H234V150H232L233 152H231L230 149H229V151H227V153L231 152L230 155L228 153L229 156H231L234 152L236 153L237 150H235ZM225 149H226V147H225ZM227 149H228V147H227ZM171 150H172V148H171ZM135 152L137 153V151H135ZM227 153H226V155H227ZM233 155L236 156V154H233ZM229 156H227V157H229ZM233 157L231 156L229 158L232 160ZM140 158H141V156H140ZM20 159H21V156H20ZM230 159H228V161H227L229 168H227V166H226L227 169H225V171H228V169H229V171H231L232 168L230 169L229 165L233 164L235 162L234 160H237V158L235 159V157H234L233 158L234 162L232 163V161H230ZM23 160H24V158L22 157V161ZM24 161H26V160H24ZM228 162H230L231 164ZM237 163L238 162H236V164ZM21 164L23 165L24 162H21ZM26 165H27V162L25 164V167H26ZM17 166H19V165L17 164ZM224 166H225V164L223 165V167ZM18 168L20 169V167H17L15 169L19 170ZM21 168H23V167H21ZM0 169H2L4 171L3 167H1V166H0ZM15 169L14 170L8 169V170H10L9 171L10 173L13 171V174H15L14 173V171H16ZM236 169H237V167H236ZM234 170H235V168H234ZM225 171H223V173H225V174H227L229 172L228 171L226 173ZM2 172H0V174L4 175V173L2 174ZM232 173H234L233 175H237V174H235V172H232ZM175 174H176V172H175ZM225 174H224V176H225ZM229 174L230 173L227 174L228 175L227 178H225L223 176L224 179L229 180L228 183H230L231 180L234 181L233 178L235 177L233 175H230V177L233 176V178H230ZM10 175H12V174H10ZM238 175H240V173H238ZM228 177H229V179H228ZM3 179L4 178H2L1 182L5 183L4 181H6L7 179L5 178L4 181H3ZM23 179H24V182L22 181ZM25 180H27V183ZM13 181H15V182H13L15 184L16 183V177H15V179H13ZM235 181L237 183V178ZM225 184H226V181H225ZM231 184L235 185V183H231ZM1 185L2 184H0V189H1ZM228 186H229V184H228ZM241 187L238 190H241ZM7 188H5V189L7 190ZM25 189H28V188L25 187ZM131 189H132L131 192H133V188H131ZM10 190H14V189H12V187H11ZM18 190H19V188H18ZM241 192H243V191H241ZM134 193H135V191H134ZM142 193L143 192H141V194L139 193V198L142 196L144 199L138 198L139 201L145 200L144 194H146L147 192L144 193L143 195H142ZM151 193H153V191ZM136 194L138 195L137 192H136ZM38 195H37V199H36L37 202H39L41 200V198ZM137 195H135V197ZM153 196H154V194H153ZM10 197H12V196H10ZM122 197H123V198H121L122 202H124L125 196H122ZM159 197H160V195H159ZM161 197L163 199V195ZM126 198H128V197H126ZM154 198H155V200H158L157 196ZM38 199H40V200L38 201ZM146 199H148V198H146ZM162 199H160V200H162ZM17 200H19L18 202H20V199H17ZM32 201H30L31 204H32ZM136 201H137V199H136ZM139 201H137V202H139ZM148 201H150V200H148ZM18 202H16V203H18ZM125 202H127V201H125ZM29 203H28V205H29ZM165 203H166V201H165ZM18 204L20 205V203H18ZM21 204H23V202H21ZM41 204L43 205V203H41ZM24 205H25V201H24ZM30 207H31V205L29 206V208ZM174 207H175V209H177L176 205H174ZM144 208H146V207H144ZM125 210L126 209H124V211ZM241 210H242V207H241ZM246 210H247V207H246L245 211ZM43 211H45V210L43 209ZM222 211L225 212V209ZM235 211H236V209H235ZM40 212H39V214H40ZM132 212H133V214H135L134 210ZM233 212H234V210H233ZM175 213L177 215H175ZM234 213L235 214H233V217L234 216L237 217L236 216L237 213L236 212H234ZM133 214H132V217H133ZM247 214H248V212H247ZM126 215H128V214H126ZM140 215H142L141 212H140V214L138 213L137 216L139 217ZM222 215L223 214H221V216ZM239 215H240V212H239ZM248 215H250V214H248ZM44 216L42 215V218ZM46 216L44 217V219L47 218ZM223 216H225V215H223ZM20 218H21V216H20ZM225 218H227V217H225ZM40 220L42 221L43 219H40ZM128 220H129V217H128ZM245 221H244L245 224L242 228L249 226V225H247L249 223H246ZM43 222L44 221H42L41 224H43ZM240 222L241 221L239 220L238 223L241 224ZM25 223L27 224V222H25ZM162 223L164 225L161 226L160 224H162ZM222 223L224 224L225 222L223 221ZM216 224H218V225H216V228L218 230L219 223L216 222ZM32 225L30 224V226H32ZM35 226H34V228H35ZM234 226H235V224H234ZM26 227H27V225H26ZM228 227H230V226H228ZM216 228L214 230H216ZM8 229H6V230H8ZM225 230H227V229H225ZM138 231H139V229H138ZM247 231H249V230L247 229ZM252 231L253 230L251 229V232ZM136 233H137V231H136ZM248 233H250V232H247V234ZM131 234H132V232H131ZM250 235L253 236L251 233H250ZM232 236H234V234ZM253 239H255V238L253 237ZM25 241H26V239H25ZM25 241H24V243H25ZM29 241H27V242H29ZM144 243H145V241H144ZM17 244H19V243H17ZM28 244L30 245V242ZM249 245H250V243H248V246ZM123 246H125L126 248ZM11 248H12V246H11ZM195 250H198V251H195ZM9 252H10V250L8 251V253ZM99 254H96V257ZM104 254H103V256H104ZM31 255H33V258H29V257H31ZM100 255L102 256V254H100ZM24 256H26V257L24 258ZM191 256H190V258H191ZM3 257H5V256H2L0 261L3 259ZM96 257L94 256V258H96ZM212 257H213V255H212ZM17 258H16V261H14V262L18 261ZM94 258H93V260H94ZM26 259H28V260H26ZM107 259H108V257H107ZM158 259H159V256H158ZM161 259H163V257ZM164 259H165V257H164ZM3 260L6 261L5 258ZM96 260H97V258H96ZM96 260H94V261H96ZM155 260H157V259H155ZM194 261L196 262L198 260H194ZM7 262L10 264L9 261H7ZM7 262H4V263H7ZM14 262L11 261L12 264ZM33 262L30 264H34ZM171 262H172V260H171ZM186 262H187V264H194L190 260L186 261ZM0 263H2V262H0ZM201 263L203 264V262H201ZM212 263H214V262L212 261ZM159 264H160V262H159ZM197 264H199V263H197ZM204 264H210V262L206 261V263H204ZM237 264H245V263H244L243 259H241ZM251 264H253V263H251Z\"/></svg>",
	"mask_w": 264,
	"mask_h": 264
}]
</instances>
